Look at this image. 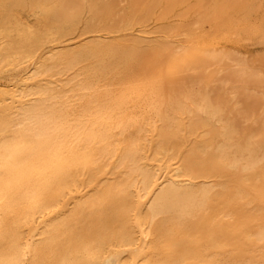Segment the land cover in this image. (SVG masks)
Wrapping results in <instances>:
<instances>
[{
	"label": "bare ground",
	"instance_id": "6f19581e",
	"mask_svg": "<svg viewBox=\"0 0 264 264\" xmlns=\"http://www.w3.org/2000/svg\"><path fill=\"white\" fill-rule=\"evenodd\" d=\"M59 6L0 0V264H264L262 133L231 117L256 93L264 118L263 73ZM146 47L166 73L140 70ZM180 62L213 72L171 82Z\"/></svg>",
	"mask_w": 264,
	"mask_h": 264
},
{
	"label": "rangeland",
	"instance_id": "374dc122",
	"mask_svg": "<svg viewBox=\"0 0 264 264\" xmlns=\"http://www.w3.org/2000/svg\"><path fill=\"white\" fill-rule=\"evenodd\" d=\"M59 1L62 6L55 11L57 17L62 15L63 7L68 2V0ZM79 1L81 4L85 3L87 12L85 16L92 17L94 23L105 28L134 19L136 23L143 24L144 30L150 32L148 37L152 38L167 36V39H171L175 35L182 36L185 33H192L200 43H212L217 48L229 51L264 75V0ZM36 14V11L30 10L16 13V18L20 25H33ZM144 44L152 43L145 41ZM140 54L142 57L140 55L139 68L145 74L155 70L166 73L164 57L168 54L165 49L146 47L140 51ZM212 72L213 70L207 73L200 70H189L186 63L180 62L173 70L174 75L171 82L181 79H201L202 83H205L206 78ZM252 86L249 85V92ZM245 95L241 106L231 113V117L235 118L234 120L240 123L243 129L244 127L248 130L259 128V132L262 133L259 139L264 144V131L262 130L264 118L258 119L256 123L245 120L258 117L262 103L257 101L256 93Z\"/></svg>",
	"mask_w": 264,
	"mask_h": 264
}]
</instances>
